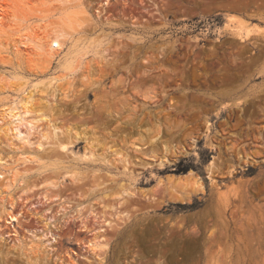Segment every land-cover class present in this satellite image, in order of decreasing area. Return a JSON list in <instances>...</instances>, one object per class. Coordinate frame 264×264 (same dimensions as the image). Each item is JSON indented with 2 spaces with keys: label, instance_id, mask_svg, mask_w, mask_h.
Instances as JSON below:
<instances>
[{
  "label": "rangeland",
  "instance_id": "1",
  "mask_svg": "<svg viewBox=\"0 0 264 264\" xmlns=\"http://www.w3.org/2000/svg\"><path fill=\"white\" fill-rule=\"evenodd\" d=\"M3 1L10 6L0 5V113L20 107V87L43 90L61 73L56 61L15 51V33L27 25L13 14L37 21L53 12L39 27L31 20L29 32L37 37L68 31L57 3ZM81 2L82 44L102 41L105 52L90 55L86 71L61 88L67 97L56 93L49 104L54 125L72 141L74 133L80 136L69 160L82 167L83 181L75 187L60 179L59 200L46 201L39 195L42 175L31 164L14 187L3 186L25 214L16 229L22 251L13 249L11 226L0 231L11 232L0 236V264H264V0ZM224 23L250 37L241 41L221 28ZM34 96L35 106L45 105L40 92ZM50 130L42 123L30 140ZM89 145L94 160L85 165L78 159ZM25 148L18 138L0 135V157L11 166ZM181 161L190 168L177 174ZM65 165L54 163L47 174L62 175ZM189 172L185 190L186 184L166 180ZM195 177L201 191L190 188ZM121 184L144 192L119 209L128 212L124 222L110 217ZM185 204L192 207H178ZM104 219L116 225L107 230L100 261L86 240ZM33 235L45 250L29 249Z\"/></svg>",
  "mask_w": 264,
  "mask_h": 264
},
{
  "label": "bare ground",
  "instance_id": "2",
  "mask_svg": "<svg viewBox=\"0 0 264 264\" xmlns=\"http://www.w3.org/2000/svg\"><path fill=\"white\" fill-rule=\"evenodd\" d=\"M9 1H11V3H13L15 6L29 4L28 0ZM42 3L48 5L57 3L59 5L58 8H60V10H57L59 11L60 15L59 20L63 22L68 31L57 32L53 30L52 34H46L44 37H37L38 35L35 36L32 31L29 32V27L31 30H33L31 27V20L36 23V27H39L42 21L53 17V12H49L50 10H48V14H45L41 17L37 16V21L36 17L33 15L31 18L25 17L23 14L21 17H18L15 13L13 14L12 18L20 21L21 23H25L27 25V29L22 28L21 30L16 31L15 36L17 37L18 42L14 43V49L17 53H20V55H22L21 53L26 54V52L23 50L30 49L31 51H35L37 55L46 57L49 61H56V64L58 65L57 72L61 73L48 78V80L44 82L45 85L42 83L43 90L38 88L40 84H38V86L32 85V87H20L18 89L21 94L20 107H3L0 113V135L6 137L8 141H11L13 138H18L23 145L25 144L28 146L27 149L25 148L22 150V153L19 155L17 160L19 163L15 164L14 166H11V159L0 157V200L3 202L1 206L2 210L0 212V231H3L5 228L10 229V226L13 228L12 235L15 237L14 241L18 242V245L13 246V249L19 251H22L23 244H21L20 240L18 239L19 232L16 229L21 227V220L24 218L25 211L20 205H18L17 200L13 199L9 194L4 195L6 190L3 188V186L7 187V189L14 187V184L18 183V179L21 178L23 174H26L30 171L28 166H31V164H35L38 167L37 172L39 175H42V181L39 185V188L43 191L39 195H41L46 201L59 200L61 186L60 179H62V181H64L66 178L70 179V183L75 187L79 186V184H82L83 179L80 173V169L82 167L78 166L77 162L72 164L74 160H69V155L72 154L71 148L73 147V142H77L80 136L77 133H74V141H72L71 137L67 133H63L61 129L54 125L55 119L51 118L52 108L50 107L49 99L53 100L56 93H62L63 98L67 97V92H60L61 88L67 84L70 86L72 82L71 79H74L76 74L81 71H86L88 68L87 59L90 55L98 56L100 58L105 52V48H102V41L91 42L88 45L82 44L81 34L84 33L86 19L84 20L81 17H83L82 15L84 14L86 15V13L82 6L81 0H42ZM0 5L2 7L10 6V4L6 5L5 1L1 2ZM104 5H107V3L105 2ZM32 12L34 13V11ZM221 28L227 30L230 32V34L237 37L241 41H245L250 37L249 31H244L242 27H232L227 23H224ZM24 29H26L27 32L23 33ZM66 90H68V88ZM50 91L52 92L49 94ZM38 92H40L42 97L39 100L43 101L45 104L44 106H35L34 95H36ZM27 116L33 117L27 119ZM14 119L15 122L17 120L20 125L25 124L28 127V131L25 133L20 132L18 125L16 126L18 123L14 124ZM42 123H47V127L51 129L50 133L43 135L42 139L40 140L31 141L30 136L32 133L30 131L34 132L40 127ZM89 146L90 148L85 150L84 154L79 157L78 162H82L85 165L93 162V150H91V145ZM49 147L54 148V150H49ZM57 162L62 165L66 164L63 167V174L60 175L61 173L59 172L47 174L52 169L51 167L54 166V163ZM160 165H162V161ZM123 168L126 170L125 166ZM191 174L192 173L189 172L186 175L184 174V176L176 178L169 177L166 180L170 186L182 187L184 186V181H186L184 178H187ZM7 176H10L11 178L8 179ZM6 177V182L2 183V179H5ZM195 178L193 179L192 185L189 186L193 192L201 191L203 186L200 183V179ZM207 178H210V174L207 176ZM162 183L163 181L158 179L157 186H161ZM187 184L184 188H182V190H185L186 187L188 188ZM101 185H103L102 182ZM101 185H96V189L98 187L100 188ZM35 188H37L35 185L30 186L24 192L28 193L29 190ZM137 193L139 195L143 194L144 192H139L138 190L136 191L134 188L133 190L132 188H125L121 184L118 187V192L115 193L116 205H111L114 209V214L110 217H113L120 222L128 220L129 216L128 212H126L127 210L125 209L121 211L119 209H124L128 205L132 204L134 202V198L137 197ZM178 200H180L179 197ZM101 224L102 225H100L98 228L93 229L91 237L86 240V248L88 253L100 261L103 260V255L106 253L107 230L112 229L116 225L112 220L108 219H104ZM5 233L7 235L11 234V232H0V236L4 235ZM56 243L59 244V242ZM28 247L31 251H39L40 248H44L45 250L47 248V246L42 243V238H36L34 235L32 236V239H29ZM85 259L90 262L89 258L86 257Z\"/></svg>",
  "mask_w": 264,
  "mask_h": 264
},
{
  "label": "trees",
  "instance_id": "3",
  "mask_svg": "<svg viewBox=\"0 0 264 264\" xmlns=\"http://www.w3.org/2000/svg\"><path fill=\"white\" fill-rule=\"evenodd\" d=\"M188 168H190V166H184L183 165V162L181 161L179 163V166H178V169H175L174 171L177 173V174H183L185 172H187ZM178 207H183V208H191L192 206L190 205H178Z\"/></svg>",
  "mask_w": 264,
  "mask_h": 264
}]
</instances>
